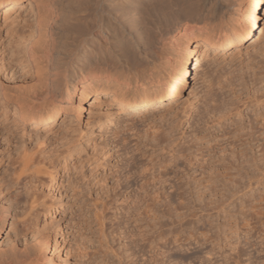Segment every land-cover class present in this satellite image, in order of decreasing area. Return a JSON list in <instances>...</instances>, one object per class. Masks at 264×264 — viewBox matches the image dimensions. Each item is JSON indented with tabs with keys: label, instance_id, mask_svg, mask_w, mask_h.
I'll use <instances>...</instances> for the list:
<instances>
[{
	"label": "rangeland",
	"instance_id": "rangeland-1",
	"mask_svg": "<svg viewBox=\"0 0 264 264\" xmlns=\"http://www.w3.org/2000/svg\"><path fill=\"white\" fill-rule=\"evenodd\" d=\"M152 1L160 10L148 31L150 50L164 60L186 25L226 27L240 2L226 0L227 17L214 18L204 0ZM45 3L21 0L8 15L7 2L0 4L1 258L18 254L23 264H45L52 251L41 232L57 219L64 264H234L235 255L228 261L234 244L246 249L254 231L264 229L258 118L264 117V6L255 33L239 49L216 45L204 54L177 103L152 111L103 100L79 120L36 128L14 116L12 106L22 99L34 111L50 104L33 95L43 88L47 36L37 22L48 16ZM96 30L74 60L89 76L105 75L112 65L99 60L112 39ZM126 66L112 70L111 79L131 78L133 87L145 80L142 66ZM245 160L250 163L237 169ZM141 183L144 196L128 197Z\"/></svg>",
	"mask_w": 264,
	"mask_h": 264
},
{
	"label": "bare ground",
	"instance_id": "bare-ground-1",
	"mask_svg": "<svg viewBox=\"0 0 264 264\" xmlns=\"http://www.w3.org/2000/svg\"><path fill=\"white\" fill-rule=\"evenodd\" d=\"M45 1V8L48 12L46 19H48L46 20L44 16L40 18L42 22H39V20L37 22L41 26H45L44 29L42 28L45 30V32L42 31L45 35L42 32L41 34L44 37L47 36V39L45 38L44 53L40 56L44 66V72L40 70L44 73V78H42L43 88L40 92L34 91L33 95L36 98L40 96L49 100L50 104L43 110L34 111L31 105L22 99L17 100L12 106L14 116H19L18 119L25 120L28 118L32 120L36 128L57 122L68 123L75 119L79 120L87 107L96 106L103 100L108 103L118 101L133 109L145 107L143 109L152 111L159 106L164 107L172 102L177 103L184 96L185 89L191 83V79L201 70L204 54H207L216 45L223 48L238 47L239 49L255 33L264 6V0H240L233 18L228 17L230 25L226 27L187 28L186 25L174 41L172 57L164 60L161 52L150 50L154 38L148 31L152 29L153 24H158L155 14L160 10L158 4H154L152 0ZM225 1L204 0V3L210 5L211 14L214 15V18H221L228 15L224 11ZM1 2H7L3 9L4 15H8L20 4L21 0H0V4ZM43 18L46 24H42ZM94 29L107 32L111 37L109 38L112 39V42L110 40L112 47L106 48L107 51H99V60H110L112 63L105 75L89 76L84 74L82 67L74 62L78 47L88 42L87 38L94 32ZM70 35L71 40L69 39ZM72 35L74 36L72 37ZM82 53L84 54V52ZM133 64H138L148 71L145 80L138 81L136 86L133 87L131 86V78L124 80L111 79L113 75L111 76L110 72L112 70L116 71L123 65ZM260 116L258 115V118H261L262 121L259 127H262L264 132V117H262L263 115ZM263 132L261 131L259 134ZM263 153L262 156H264ZM234 154H236L235 151ZM241 155L243 156L242 153ZM248 160L239 161L241 164L239 166L238 163L236 164L237 169L244 168V164ZM253 160L255 161V159ZM261 160H264V157ZM261 162L264 166V161ZM236 165L233 164V166ZM251 165L248 164V168H251ZM252 167L254 168V166ZM172 186L173 184L170 185V187ZM131 187L127 185L126 189ZM143 187V183L136 188L133 187L129 191V194H132L128 197L132 195L135 198L138 192H141L144 196L145 190ZM53 225V228H45L41 232V243L52 251L49 256L44 258L45 264H64L66 256L60 240L61 224L56 219ZM251 231L250 228L245 229V233ZM254 235H257L256 240H247L245 245L248 248L246 249L241 250L238 245L234 244V248L228 256V261L232 255H235L232 258V260H235L234 264H264V229L255 230ZM17 255L15 257L14 255L10 256V259H7L6 255H3L4 258L0 256V264H23L22 259H19L20 257L18 258ZM246 255L247 258L242 259ZM181 260L175 261L176 264H193L192 259H187L189 261H185L186 263Z\"/></svg>",
	"mask_w": 264,
	"mask_h": 264
}]
</instances>
